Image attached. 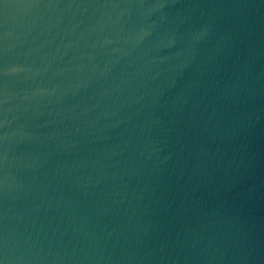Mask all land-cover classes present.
Instances as JSON below:
<instances>
[{"label":"water","instance_id":"water-1","mask_svg":"<svg viewBox=\"0 0 264 264\" xmlns=\"http://www.w3.org/2000/svg\"><path fill=\"white\" fill-rule=\"evenodd\" d=\"M0 264H264V0H0Z\"/></svg>","mask_w":264,"mask_h":264}]
</instances>
